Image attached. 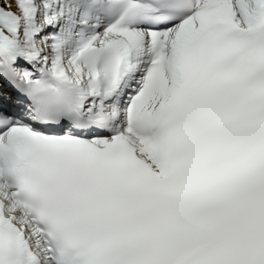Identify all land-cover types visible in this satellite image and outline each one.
<instances>
[{
    "label": "snow or ice",
    "instance_id": "snow-or-ice-1",
    "mask_svg": "<svg viewBox=\"0 0 264 264\" xmlns=\"http://www.w3.org/2000/svg\"><path fill=\"white\" fill-rule=\"evenodd\" d=\"M0 264H264V0H0Z\"/></svg>",
    "mask_w": 264,
    "mask_h": 264
}]
</instances>
